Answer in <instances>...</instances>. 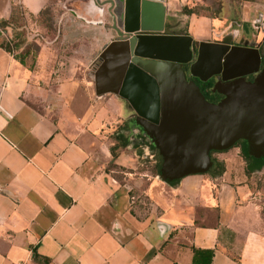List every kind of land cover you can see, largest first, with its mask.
Masks as SVG:
<instances>
[{
	"label": "crops",
	"instance_id": "crops-1",
	"mask_svg": "<svg viewBox=\"0 0 264 264\" xmlns=\"http://www.w3.org/2000/svg\"><path fill=\"white\" fill-rule=\"evenodd\" d=\"M51 3L0 0V264H192V248L213 251L211 264H264V168L247 177L239 148L219 153L220 181L184 179L192 192L181 204L180 189L149 173L153 162L142 163L138 148L112 157L118 128L136 130L122 99L92 88L87 74L98 54L88 52L89 30L63 31L81 43L67 51L54 40L34 41L30 66L1 47L16 8L38 18ZM64 4L98 19L85 0ZM162 7L164 27L194 43L261 37L252 26L264 22V0H163ZM104 37L98 51L115 34ZM239 163L242 174L233 170ZM201 198L203 223L195 219Z\"/></svg>",
	"mask_w": 264,
	"mask_h": 264
},
{
	"label": "water",
	"instance_id": "water-1",
	"mask_svg": "<svg viewBox=\"0 0 264 264\" xmlns=\"http://www.w3.org/2000/svg\"><path fill=\"white\" fill-rule=\"evenodd\" d=\"M85 3L96 11L97 20L70 14L115 34L98 55L94 92L98 97L113 94L126 103L132 123L161 158L160 180L205 174L212 167L209 153L227 151L238 141L246 143L252 158L264 157V64L260 69L259 44L240 39L232 46L228 36L196 45L190 36L164 27L163 0ZM183 65H189L190 77L201 82L216 77L211 92L223 98L215 104L206 101L186 79ZM255 73L253 81L245 80Z\"/></svg>",
	"mask_w": 264,
	"mask_h": 264
},
{
	"label": "rangeland",
	"instance_id": "rangeland-1",
	"mask_svg": "<svg viewBox=\"0 0 264 264\" xmlns=\"http://www.w3.org/2000/svg\"><path fill=\"white\" fill-rule=\"evenodd\" d=\"M71 11H73V9L69 6H66L64 4V0H52L51 5H49L38 18H32V17L26 16L22 10H20L18 8L15 9L14 20L11 22L12 34H11V38L9 39L11 41L9 44L10 48L13 47L12 46L13 44L19 45L17 49L12 48L14 55L17 58H22L23 63H26V65L30 66L32 61H33V57L38 50L37 43L34 41H38V39L42 42L45 39L48 41L54 40V43L58 47L61 48L60 50L64 49L65 51H67L66 46L67 45H70V46L76 45L78 43L77 41H75L77 38L76 37H66L64 39L62 35H64V32L66 34L67 31L74 32V30L78 29V28L89 30L88 37L83 36L84 40L87 39V42H88L86 44V46L88 48V52L91 55L92 52L97 50V54L99 55L100 51H101L100 50L101 49L100 48V44H101L100 40H103V38H105L104 34L106 33V30L101 29L102 31H100V30L94 28L93 26H89V25H87L81 21H77V22L72 21V16L70 14ZM65 13H67L68 16H71V18L66 19L64 16ZM105 22L107 24V21H105ZM254 23H256V22H253V24ZM260 25H262V24H260ZM252 29L254 31H256L257 28L255 26H253ZM68 41L71 43H69ZM79 44H81V43L79 42L78 45ZM196 45H197V43H196ZM98 47L100 48L99 51H98ZM24 54H26V55H24ZM100 63H101L100 58L98 56H96V60L92 64L93 68H91L87 74V76L92 79V80H90L91 83H93V74L95 72V69L98 68ZM92 88H93V84H92ZM132 118L133 117H131V120H132ZM130 126H131V124H130ZM139 132L140 131L136 130V132L134 134L138 135ZM138 150H141V148ZM231 150L232 149L230 148L229 150L223 151L222 153H227ZM141 152L142 153L137 154V156L144 158V159H142V163L153 162L152 168H154V166L157 162V158L154 155V153H152L147 148L142 150ZM217 155H218L217 153H213L211 158L217 160L216 159ZM209 156H210V154H209ZM239 158L241 159L240 156H239ZM138 161H139V159H138ZM217 161H219V160H217ZM221 163H223V162H221ZM223 165H224V163H223ZM139 168H141V167H139ZM144 168H145V166H143L141 169H144ZM152 168L149 170V172H151ZM219 169H220V166L216 165L214 171L218 172ZM233 170L239 171L238 174H242V172H241L242 168L240 167V163L236 164L233 167ZM192 176H200L201 178L205 177V179L207 181H210L211 184H214L215 182L220 181L222 174H220L216 177H212L209 174L189 175V176H186V177H183V178L177 180V182L174 184V187H176V189H180V203L181 204H184V202L189 204V201L185 199V194L191 195L192 191L185 187L184 179L192 177ZM237 179L238 178L235 177L236 182H237ZM233 180L234 179H232L231 181H233ZM162 182L165 183L164 181H162ZM183 187H185V188H183ZM196 200H197V207L199 209H198V212L195 213L196 214L195 219H197V221L199 220L201 223H203L202 218L205 215V209L207 207H205V201L203 200V198L196 199ZM213 209L214 210L211 213L210 218L213 221H215L218 218V211L216 210L217 208L215 206L213 207Z\"/></svg>",
	"mask_w": 264,
	"mask_h": 264
},
{
	"label": "trees",
	"instance_id": "trees-1",
	"mask_svg": "<svg viewBox=\"0 0 264 264\" xmlns=\"http://www.w3.org/2000/svg\"><path fill=\"white\" fill-rule=\"evenodd\" d=\"M17 9V8H16ZM15 11V10H14ZM206 11V12H205ZM208 10H206L205 8H193V9H188V8H183L182 13L186 14V15H199L200 13H207ZM4 25L6 23H3ZM258 26V25H257ZM11 42V41H10ZM9 42V44H10ZM8 43H4L1 45V47H3L4 49H6L7 51H11L12 48L13 49H17L18 48V44H13L12 48H10ZM26 55V54H24ZM21 64L23 63L22 58H18ZM199 84V91L200 93L203 95V97L205 98V100L207 101L208 98H218L219 95L217 94H211V89L214 85V80L210 79L206 82H200L198 81ZM132 130H138L140 131L138 135H133L130 131V127L127 124H123L121 125L118 129V133L115 134L114 139L117 142L115 150H111L112 152V157L116 158V150L118 151V149H123L125 147H128L130 145H132L133 148H138L141 150H138V153H142L141 151L144 149H149L152 153H154V155L157 158V162L154 166V168H152L151 173L153 176L158 177L159 178V170H160V164H161V158L159 157L157 150L155 149V147L150 143L149 139L145 136V134L143 133V131L141 130V128H138L137 126H135L133 124V127H131ZM140 147V148H139ZM234 148H239V156L241 157L243 163H244V172L245 175L247 177L251 176L253 173L260 171L262 168H264V157L260 158V159H255L252 158L251 156L248 155L247 153V145L244 141H238L236 142L231 149ZM223 152V151H222ZM222 152H216V151H211L210 154V159L212 161V167L209 169L208 172H206L205 174H209L212 177H216L220 174H222L224 172V165L223 163H221V161H217L213 158H211L213 153H222ZM216 165L220 166V169L218 172H215L214 169L216 167ZM160 179V178H159ZM177 182L176 181H172V182H165L167 185L169 186H174V184ZM192 253H193V258H192V264H211V260H212V256H213V251L211 250H200V249H194L192 248Z\"/></svg>",
	"mask_w": 264,
	"mask_h": 264
},
{
	"label": "flooded vegetation",
	"instance_id": "flooded-vegetation-1",
	"mask_svg": "<svg viewBox=\"0 0 264 264\" xmlns=\"http://www.w3.org/2000/svg\"><path fill=\"white\" fill-rule=\"evenodd\" d=\"M256 23H258V21H256ZM257 34H261V37L259 38V40L256 42V41H253V42H250L252 44H259V47H258V50H259V53H260V56H261V66H260V69L262 68L263 64H264V28L261 27L260 23L259 25L257 26V29L255 31ZM228 36H232V40H231V45L234 46V45H237L238 41L235 42V36L234 34H230V35H224L220 40H217V41H221L223 38H227ZM258 36V35H257ZM215 41V42H217ZM194 61V59L192 60V62ZM191 62V63H192ZM190 63V64H191ZM188 67L189 65H183L182 66V69L184 70L185 72V75H186V79L188 81H193L195 83V85L198 87L199 89V84H198V81H200L198 78L196 77H190L189 73H188ZM257 75V73L255 74H251V75H248L245 77V80L246 81H253V79L255 78V76ZM212 80H214V83H215V80H216V77H213ZM201 82V81H200ZM211 94H217V93H212ZM219 95V94H217ZM223 97L221 95H219L218 98L214 99V98H208L207 101L209 103H218ZM135 125V124H134ZM136 126V125H135ZM139 128V127H138Z\"/></svg>",
	"mask_w": 264,
	"mask_h": 264
},
{
	"label": "built area",
	"instance_id": "built-area-1",
	"mask_svg": "<svg viewBox=\"0 0 264 264\" xmlns=\"http://www.w3.org/2000/svg\"><path fill=\"white\" fill-rule=\"evenodd\" d=\"M257 25H258L257 23H254V24H253V26H255L256 28H257ZM253 26H252V28H253Z\"/></svg>",
	"mask_w": 264,
	"mask_h": 264
}]
</instances>
